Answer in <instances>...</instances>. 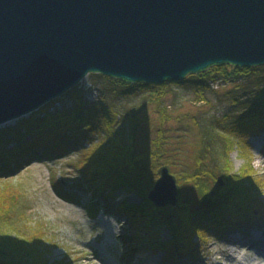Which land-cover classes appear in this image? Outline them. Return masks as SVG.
Listing matches in <instances>:
<instances>
[{"label":"trees","instance_id":"obj_1","mask_svg":"<svg viewBox=\"0 0 264 264\" xmlns=\"http://www.w3.org/2000/svg\"><path fill=\"white\" fill-rule=\"evenodd\" d=\"M104 77L110 80L114 94L119 88L124 90L123 97L149 93L150 96H156L158 102L166 95V89L172 86L190 83L204 102L207 99L205 92L211 88L209 84L214 86L220 77L226 82L251 78L255 94L245 95L243 87L236 85L235 90L242 91V95L233 98L231 103L240 111L234 117H225V125H216V128H222L229 141H237L229 142L224 151L226 153L231 147L241 149L243 156L248 158L247 171L233 174L228 169L230 163L227 155V170L221 167L222 173L218 176L217 168L208 169L201 153L195 160L193 170L173 173L172 169L178 163L163 146V125L158 129L152 149L149 152H137L132 126L139 124V120L132 113L127 112L123 116L117 111L116 105L106 101H85L81 95L74 93L78 88L75 87L66 94H73V106L60 110L56 104L61 99H57L22 119L14 127L0 128V185L10 183L31 161L59 160L71 152L79 151L77 163L80 166L81 185L86 184L87 190H101L103 194L107 191L109 195L102 199L110 203V214L131 220L135 227L152 236L153 239L148 236V240L155 243L156 247L153 244L150 246L156 250L166 249L172 261L181 257L179 251L183 249L196 250V241L200 238L222 240L236 231L249 232L252 227L264 224L260 217H264L262 190L259 188L262 185L253 180L254 175L250 173L252 159L248 155L251 153L250 141L264 135V65L251 68L231 64L213 66L176 83H130ZM191 79L195 82L191 83ZM124 121L128 122L127 138L117 131L119 124ZM163 165L171 167L181 187L176 208L158 209L149 200V194L159 177L158 169ZM218 177L224 185L215 190L209 185V179L215 182ZM190 186L199 194V201L194 203L199 210L185 199L188 194L186 187ZM125 192L144 198L145 204L138 206L129 202L122 195ZM4 200L0 201V264H26L25 256L33 259L32 264H50L52 247L58 246V243L48 238L46 231H31V227L24 223L25 215L16 213L20 211L15 205L16 201L10 198ZM17 202L21 203L20 200ZM159 228L173 234L174 244L167 245L158 237L156 230ZM171 253L176 257H171Z\"/></svg>","mask_w":264,"mask_h":264},{"label":"water","instance_id":"obj_2","mask_svg":"<svg viewBox=\"0 0 264 264\" xmlns=\"http://www.w3.org/2000/svg\"><path fill=\"white\" fill-rule=\"evenodd\" d=\"M224 64L264 65V0H0V128L94 73L162 84ZM158 176L149 200L176 208L177 177Z\"/></svg>","mask_w":264,"mask_h":264},{"label":"rangeland","instance_id":"obj_3","mask_svg":"<svg viewBox=\"0 0 264 264\" xmlns=\"http://www.w3.org/2000/svg\"><path fill=\"white\" fill-rule=\"evenodd\" d=\"M190 81L195 82L194 79ZM109 82L103 75L94 73L80 83L74 93L81 95L85 101L114 104L123 116L127 112L132 113L139 120V124L132 126L137 152H149L152 149L158 129L163 125V146L175 163H178V168L175 166L172 169L175 171L173 173L193 170L195 160L201 153L208 169L217 168L218 176L222 173L221 167L226 169L227 155L230 163L228 169L233 174H239L241 170L247 171L248 158L243 156L241 149L231 147L225 153L228 143L235 140L229 141L222 128H216V125H225V117H234L240 111L231 103L233 98L242 95V91L235 90L236 85L243 87L245 95L255 94L251 78L226 82L220 77L214 86L209 84L211 88L206 90L207 99L204 102L190 83L169 87L166 95L158 102L156 96H150L149 93L123 97L124 90L119 88L114 94V87ZM262 89L264 90V83ZM71 96L73 94L61 97L56 107L65 110L73 106ZM19 121H13L2 128L14 127ZM127 123L124 121L117 127L124 138L128 136ZM263 147L264 135L252 139L249 147L251 153L248 155L253 165L250 173L254 175L253 180L262 185L259 188L264 202ZM79 156L80 152L75 151L59 160L31 161L10 183L0 185V201L8 198L16 201L15 205L20 209L16 213L25 215L24 223L31 227L30 230L46 231L47 237L58 243V246L52 247L49 256L51 264H100L96 260L99 252L93 244L98 242L103 245L106 242L107 230L103 227V221L113 222L117 232L116 241L107 251L112 258L117 259V262L114 261L116 264H264V224L252 227L249 232L236 231L222 240L200 238L196 241V250L183 249L179 251L181 257L172 261L166 249L156 250L150 246L153 243L148 240L149 234L135 227L131 220L110 214V203L102 199L109 195L107 191L103 194L101 190H87L86 184L81 185L78 171L80 166L77 163ZM221 182L220 177L215 182L209 179V185L215 190L221 186ZM186 188L188 194L185 199L199 210L194 204L199 201L198 192L192 186ZM122 195L138 206L145 204L144 198L131 192ZM6 196L8 197L4 198ZM260 217L264 221V217ZM156 232L165 244H174L175 237L169 230L159 228ZM149 237L153 239L152 236ZM153 245L156 247L155 243ZM170 256L176 257L174 253Z\"/></svg>","mask_w":264,"mask_h":264},{"label":"bare ground","instance_id":"obj_4","mask_svg":"<svg viewBox=\"0 0 264 264\" xmlns=\"http://www.w3.org/2000/svg\"><path fill=\"white\" fill-rule=\"evenodd\" d=\"M102 224H103V227L107 230L106 242L103 245L99 244L98 242L93 244V247L96 248L99 252L98 254L99 256L96 257V260H98L100 264H116L115 262H117L116 261L117 259L112 258L107 253V251L110 248L111 244L116 241L117 232L114 229L113 222L111 223L109 221H103ZM95 263L97 262L95 261Z\"/></svg>","mask_w":264,"mask_h":264}]
</instances>
